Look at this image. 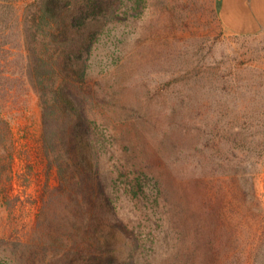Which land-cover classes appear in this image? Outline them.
Returning <instances> with one entry per match:
<instances>
[{
  "label": "rangeland",
  "instance_id": "rangeland-1",
  "mask_svg": "<svg viewBox=\"0 0 264 264\" xmlns=\"http://www.w3.org/2000/svg\"><path fill=\"white\" fill-rule=\"evenodd\" d=\"M8 1L15 9L0 7V111L12 137L0 152V264H19L24 244L42 237L47 181L57 183L40 157L42 107L24 36L36 0L0 3ZM122 2L123 20L100 33L89 80L103 82L122 113L128 173L162 178L173 205L155 201L153 180L133 194L119 179L130 231L109 235L86 219L78 225L86 233L63 237L75 246L69 255L39 264H95L114 246L119 264H264V33L228 32L217 0ZM59 211L73 228L72 208ZM57 226L44 223L54 235L42 240L62 237Z\"/></svg>",
  "mask_w": 264,
  "mask_h": 264
},
{
  "label": "trees",
  "instance_id": "trees-1",
  "mask_svg": "<svg viewBox=\"0 0 264 264\" xmlns=\"http://www.w3.org/2000/svg\"><path fill=\"white\" fill-rule=\"evenodd\" d=\"M122 1L36 0L32 4L24 36L31 87L37 92L42 107L40 157L46 163L48 177L55 175L57 184L51 188L47 181L38 216L42 237L39 242L25 241L27 256L19 264H39L59 253L69 255L75 246L67 247L63 237L86 233L78 226H83L86 219L107 227L109 235L113 231L125 235L129 228L116 200L121 195L119 179H126L133 194H140L139 183L145 185L153 180L155 191L151 194L156 197L155 201L160 198L173 205L174 192L172 189L165 192L162 178L156 179L141 170L132 175L128 173L130 167L122 159V113L114 105L108 87L100 81L92 86L89 80L90 60L100 33L110 23L123 20ZM0 7L5 11L15 9L12 1L0 3ZM11 134V120L0 111V152L9 143ZM10 160L15 161L13 154ZM64 208H72L75 213L73 228L69 227L70 219L59 211ZM56 209L59 214L53 213ZM46 222L58 225L62 237L42 240L54 235L53 231L43 229ZM4 240L0 238V253L6 245ZM101 243L98 236L97 244ZM120 249L117 253L115 246L110 247V254L107 252L95 264H119ZM83 251L79 249V254ZM40 255L44 256L40 258ZM66 261L63 264H71Z\"/></svg>",
  "mask_w": 264,
  "mask_h": 264
},
{
  "label": "crops",
  "instance_id": "crops-1",
  "mask_svg": "<svg viewBox=\"0 0 264 264\" xmlns=\"http://www.w3.org/2000/svg\"><path fill=\"white\" fill-rule=\"evenodd\" d=\"M218 18L230 33L254 36L264 33V0H217Z\"/></svg>",
  "mask_w": 264,
  "mask_h": 264
}]
</instances>
